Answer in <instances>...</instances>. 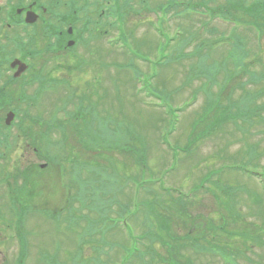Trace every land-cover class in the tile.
Here are the masks:
<instances>
[{
    "label": "rangeland",
    "instance_id": "rangeland-1",
    "mask_svg": "<svg viewBox=\"0 0 264 264\" xmlns=\"http://www.w3.org/2000/svg\"><path fill=\"white\" fill-rule=\"evenodd\" d=\"M145 1L150 2L148 5L149 10L144 9V11L147 12L142 13L143 18H135L137 15L134 13L132 15L129 10H126V8L123 9V13H125V34L129 39V45L133 48V50H138L144 46V51L147 54H151L154 51L156 44L159 42H161V44H165L166 40L164 37L161 36L156 30H153L152 27V25L156 24L158 21L160 24L162 22V31L164 35H167L168 33L169 36H167V38L169 37V41L167 42L168 47L166 55L164 56L159 51L157 57L158 63L168 65L164 66L163 68L161 67L162 69L160 68L159 70L151 67V71L149 73V65H147L145 62L141 63L138 60L136 61V54L130 52L125 54L116 47L111 48L106 46L103 41L104 39L98 36L96 40L89 42L92 51L83 49V51L79 52L82 54L81 59H79L80 69L85 70L87 67L88 69L86 72H88L89 75L75 77L72 84L78 90L77 99H84L83 108L89 107V105L96 102L97 110L95 111L98 112L97 114L102 113V117L106 120L107 124L109 122V124H113L115 126L122 122H126L125 120L119 118L118 113H120L122 116H127L129 119V126L133 134L137 137H142L144 135L145 141L147 140V173L152 174L153 172V175L158 177V173L161 170L169 169V167L171 168L175 166L176 171L174 167L173 170L169 171L168 173L161 172L160 179L163 181V186L170 189L168 193H174V189L187 193L191 187L197 185L198 183L200 184L201 179L203 177L205 178V175H207L206 173L209 170H213L221 166V161H212L208 167L203 166L206 165L207 161H209L208 155L213 157V155L216 153L215 151H218V149L226 147V155H231V157L238 155L240 158L241 154L245 156L248 154L249 145H256L258 147L256 152L258 151L262 153L264 150V123L262 122L256 123L253 127L242 125L240 124L241 122H238L241 128L246 127L247 129V135L245 138H242L243 135L241 132L236 133L235 129L233 128L234 126L229 124H226L223 127L226 134L225 138L222 136L223 139L220 138V135L214 136L209 135V133L207 134L209 131L208 127H203V125L199 126L198 124L195 127L192 126L193 123L195 124V121H198L204 107L203 105L205 102V96L201 90L205 88V83L208 86L210 85L208 90L211 93H209V95L205 90L207 95L206 103L209 106L214 103L211 94L213 95L217 93L219 91V86L223 87L222 91H220L221 104L226 103V100L238 101L240 96L246 91L260 90L263 87L261 83L256 85L247 84V79L249 72L254 71L258 73L262 71L260 69L259 57L255 55V53H257L255 45L257 40L261 46L264 57V32H262V34H257L249 27L246 29L243 27L236 28L237 25L234 26L231 23H225L214 18L212 12L206 10L204 13H201V10L199 9L201 7L197 8L194 5L186 7L184 11V6L190 2L188 0H175L178 3H181V5L179 4L180 8L171 9L165 15L162 14V10L160 11L162 8H158V12L154 13L151 17V11H155L156 8L163 5L166 0ZM198 1L200 0H192V2ZM249 1L250 0H246L247 6L251 5ZM100 2L101 0H94V4L97 8ZM218 2L224 4V1L222 0H218ZM216 7L214 6V2H210L205 5V8L207 9H215ZM183 11L185 13H183ZM108 21L110 22V19ZM106 24L107 21L105 20L104 28L106 27ZM233 28H236L235 31L232 30ZM215 30L222 33L221 40L223 38L225 39L224 42H221L220 40L222 45L218 48H215L218 43L214 46L219 36L215 34ZM179 32L180 34H178ZM113 34L114 31L109 29L108 36ZM188 34H195V36H193L188 45H182V43H185L182 40L186 38V35ZM231 36H235L242 40V45L240 46L241 50L235 46L237 48L235 50V55H237L239 58L243 54L245 55L244 59L240 64H237L235 59H232L233 55L231 53L226 54L225 60L229 61L230 63L221 61V64L224 68L216 69V74L214 75V80L217 85L211 84V82H209L205 76H198V73L196 69L193 68V66L199 62L201 55L204 53L214 58L217 57V59L220 58V52L226 53V51L231 48V45L229 44V37ZM232 41L234 42L235 40L233 39ZM30 46L35 47V44ZM81 47L82 45L80 44L78 48ZM4 51H7V49ZM177 51L182 54V57H179V55L176 54L178 53ZM90 53L92 54L91 57ZM157 57L151 58L153 59L151 61H155ZM89 58L90 60L94 61L93 64H90L92 69H89L88 67ZM34 59V67L39 68L41 63V55H36V58ZM217 59L215 61L218 63L219 61ZM99 60L107 61V65L110 70L109 73L101 69L103 65H99ZM114 62H116V64L112 66V63ZM208 63L209 65L212 64L210 59L205 57L200 64L205 66ZM135 64L138 69L140 68L138 71H140L142 74H147L148 72V75H141L138 81L134 77L135 72L138 71L134 68H131V66H135ZM51 65L52 62L50 63V66ZM243 66L246 70V73L242 72ZM209 68L215 70L216 67L213 65L206 67L205 70L209 71ZM230 69L232 70V74H234L235 79L234 82L232 80L231 82L226 83L224 77L231 73ZM196 75L197 77L192 80V78ZM53 76L57 80L61 79L62 77H58L57 75ZM151 77H154V79L150 80ZM190 81L191 83L188 87V82ZM96 82L97 86H100V89H98V91H94L93 88V92H91L89 85ZM185 84H187V86H183ZM163 86H165L166 89H164L165 87ZM138 87L141 89V91L138 93L139 95L136 93V89H139ZM179 87L180 89L178 94L174 90L176 88L178 89ZM230 87H233L234 90H231ZM143 89H145L146 92L152 93L158 98V105L163 106L167 111H169V108L172 107L173 111L176 112V116L174 115L175 118L172 120L174 123L171 124L170 127L171 130L168 129L170 133L167 130L168 124L165 122V119H167L165 116L168 117L166 111L154 109V105L157 104V102H151L149 98L152 97L149 93L144 92ZM158 90L162 92H158ZM194 91L197 92V99L196 93ZM103 92H106L104 96ZM74 99L76 98L74 97ZM147 99L148 101H146ZM193 102L195 103L193 104ZM70 105L71 107H69ZM75 105L78 106L77 102L75 100L71 101L67 91L59 88V90H56L54 95L49 93H46L45 95V93H41V105H34L32 108L29 107L32 109L31 114H35V117H38L37 111L40 109L42 121H51L55 123H51L53 127L51 134L43 140L41 139V142L39 143L41 151H44L41 152L42 155L38 154L39 159L33 157L32 149L30 148V150L25 153L28 161L22 163L20 166L21 169L25 171L27 170L30 173V175L27 177L29 181L28 184L30 194L28 193L29 196L28 194L24 195L23 200L26 201L28 198L30 204H32L33 201L41 210V214L31 216V218L41 220L40 222L35 221V219H31V223H29V225H25L26 228L32 232V234H34L33 238L35 239V241L32 240V238L30 239L32 247L31 250L33 251L31 252V258L28 264H36L37 259L35 250L39 247H41V264H72L70 259L71 255L75 253L77 249L76 243L80 244L78 243L80 237L79 234H81L82 228L87 225V221H80V224L76 226L77 230L70 225V219H64L63 222V217L70 215L71 211L70 208H68L67 203L64 201L65 190L61 181L63 179L65 186L69 187L72 185L70 183L72 171L70 166L78 164V159L80 160V163L86 162L88 164L93 163L94 165L91 173H87L88 177L84 182L85 185H90L88 188L93 186L95 181L94 179L98 175L94 169L95 167L100 171L101 167L107 165L109 167L108 174L112 175L114 164H117L120 170L123 168L122 165H127L128 167L126 168L125 172L127 175H129V177L137 176L138 180V177H140L136 173H138L139 169L141 168L138 167L137 163L130 155L115 152L112 154V157L116 161L114 163L113 160L114 164L109 165L105 163V160L104 162L99 161L96 157V154H90L84 149V143H80V141L84 139L78 138L81 135H84L83 125L80 124L79 121L75 122L74 119L68 118L70 114L74 113L76 107ZM190 105L191 107H188ZM180 108L181 111H178ZM58 109L62 110V112L59 111L58 113ZM6 111L7 109L4 110V113H6ZM209 112L210 110H207V113ZM108 117H110L111 121L108 120ZM85 119H87V121H91V119L87 118V116ZM85 119H81V122H84ZM210 121L211 118L208 119L204 125L207 126L211 123ZM94 122L95 121L93 120V122L90 124V127L88 128L89 141H91L95 135V130L93 127ZM164 125L166 126V129H163L162 131L165 133L167 131V133H169L167 136V141L170 144L169 146L173 148L172 152L160 141L159 130L160 127ZM105 131L110 133V131L107 129H105ZM188 138H191L192 141H194L196 138L199 139L195 141L194 145L191 146V149L189 150L191 151L190 153H186V142ZM201 139L204 140L203 143H201ZM122 140L125 145H128V147L135 144H133L129 135L122 136ZM9 141L13 145L12 148L15 149L14 151L9 150L11 154L9 157L10 160V158H16L20 155L23 146L21 142L15 144L12 139ZM47 142L50 143L46 144ZM246 143H248L247 146ZM137 147H141L139 143H137ZM177 148H180V150L177 151ZM73 149L75 154L77 153L80 155L79 157H75L78 158L76 161H74V157H72L70 154V151ZM53 158L61 161L60 163L62 164V167H65V170L61 172V175L59 166L52 163L54 160ZM33 163L40 165L46 164L47 167L40 172L38 171V167ZM196 163H198V167L194 168ZM258 164H260V167L264 166L263 156L260 157ZM130 169H134L135 171L131 173ZM75 171L76 174L80 173L79 168H76ZM236 173H231L230 178L224 179L223 182L226 181L230 184H235L242 187H245L244 184H248L249 187L253 188L258 201H250L247 197V194L243 192V197H241L242 199L238 204V208L240 209V212L244 214V220L248 226L252 227L253 225L257 224H263L264 226V196L261 195L262 190L259 186V182L263 179V177H257V179L253 178L250 180L247 175ZM82 176H84V174H82ZM211 180L216 181V179ZM204 183L205 182H203L201 185L206 186ZM14 184L19 186L20 182L18 181V183L9 184V188L11 189L12 193L16 188V185ZM124 186L125 189H122L120 192L118 191L119 195L116 200L122 204H128L127 199L132 196L133 182L129 181V183L125 184ZM220 193L225 194V190H220ZM75 194L78 196L81 195V185L79 183L75 187ZM163 194L164 193H159L161 199L164 198ZM199 195L201 196L202 202L194 205L191 203L187 207V210L192 213V217H196L198 214L201 215L200 212H202L201 210L204 204L214 205L216 207L221 204L219 199L217 200L215 198L218 197L216 194L212 196L201 190ZM107 196V199H110L109 195ZM141 196L142 190H139L137 199L140 200ZM165 196L167 197V200H169V197H173L172 194H169V196L166 194ZM85 199V204L88 205L90 199ZM225 199L228 202L232 201V204L239 201V198H236L237 200H235V195L225 197ZM155 203L159 206V203ZM86 205L80 206L79 203H71L70 207L76 211L74 213L75 218L78 219L80 216L81 218L84 216L88 217L90 211ZM0 206L4 209L6 208L3 199L0 200ZM129 207L132 208L131 206ZM109 210L110 217L112 218L117 217L118 214L119 216H122L123 210L117 202H113L112 207L109 206ZM48 211L50 212L48 215L62 213L61 218L58 220H47L46 213ZM140 212L144 214V208L143 211L140 210ZM95 217L96 215L92 214L90 219ZM98 217L99 215L97 218ZM139 218L140 213H137L138 222L134 221L133 219L128 220L133 235L139 238L136 246L140 250L138 253L131 254V260L128 261L127 264H159L160 260L158 256L154 254L150 255L146 252V247L149 246V243L147 239H142V234L145 232V230L140 226ZM182 219L183 217L180 215V210L178 207H175L169 225L171 230H173L175 233L179 232L180 235L184 237L188 232V229L182 227ZM67 221L69 222L67 223ZM117 227L119 228L120 226ZM118 228L109 229L107 232H97L96 235L90 238V240L92 239L93 241L98 242V245H101L99 241L101 237H104V240L109 244L107 245L109 247H102L103 245L100 246V248L106 252L105 254L97 253V258H100V263L107 261L106 264H122L120 260H122V258L126 255L125 251L122 250V247L127 246V241L124 242L127 240V237L125 236L123 230L121 228L118 230ZM84 239L85 241L89 240L87 236H85ZM87 243H89V241L83 245L85 256L89 257L90 254H92L93 257H89L88 259L86 258V260L83 258H78L77 260H85L82 262V264L96 263V261L93 260L95 257L94 252H92L90 249L92 245H87ZM110 243L115 245L110 246ZM185 244H187V242ZM0 249L1 253L8 256V262L11 264L10 259L12 255L17 253V246L13 244L5 246L0 240ZM184 251L188 258L194 261L193 264H222V261L219 258L210 256L195 257L193 251L188 247H186ZM156 252L163 254L164 252L166 253V250L164 247L162 249L160 246H156ZM245 255L247 260L245 261V259H243V261L246 264H264V234L263 241H255L254 246L249 249Z\"/></svg>",
    "mask_w": 264,
    "mask_h": 264
},
{
    "label": "trees",
    "instance_id": "trees-1",
    "mask_svg": "<svg viewBox=\"0 0 264 264\" xmlns=\"http://www.w3.org/2000/svg\"><path fill=\"white\" fill-rule=\"evenodd\" d=\"M250 13H255L257 16H263V13L259 9H254L252 11H249ZM237 14H245V9L240 6V8L236 11ZM233 11L230 10H223L222 11V17L224 19H229V17H233ZM255 16V15H254ZM261 20V18H260ZM264 22V21H263ZM260 22V23H263ZM259 81V78L257 75L249 74V78L247 80L248 83L257 84ZM257 94V95H256ZM251 95L252 99V107H249L248 105V99L249 96H244L243 99L239 100L236 105H234L235 112L232 113V116L236 117L237 119L244 120L247 117H256L254 118V121L258 119V112L261 111L264 108V105H261L260 103H257V100L259 99V94L256 93ZM232 108V107H231ZM230 106L224 107L222 109V113L219 114V119L223 118V120H226L227 117L230 116ZM232 118V117H231ZM123 145L116 144L117 149H121ZM258 147L254 145L251 152H255ZM248 154H250V149L248 150ZM214 174L210 173L207 176H205L208 181H211L212 176ZM212 191L215 193V187L214 183L210 185ZM221 190H225L227 194H234L235 193V186H233L230 183H227L223 185ZM158 192H152L148 197L145 198V196L142 198V202H140L141 210L143 211L144 208V214L142 212L140 213V226L145 230L143 233V237L147 238L149 246L146 247L148 254H157L159 259H163L166 261H173L175 263H181L182 260L184 261H190L192 259L188 258L185 251L182 249L185 248L186 242L190 246H192L195 250L193 251L194 254H198L200 251L197 249L201 247V244L203 245V229L207 226V223L204 222L203 218L200 216L192 217V213L187 210V207L193 203L198 204L200 203V199L196 196L184 200L181 197H176L174 194L173 197L178 198L177 202L178 205H175L172 201V198L169 197L167 200V197L164 195V198H160ZM157 194V195H156ZM169 196V194H168ZM226 195L222 193V198L219 200L221 204L218 206L217 210L218 217H217V211L215 214H213L211 217L207 216L213 223L215 222V218L219 221V229L221 230L220 234V243L222 245V249L220 250L221 254H228L232 253L231 255L228 254L227 258H225L226 263L225 264H240L238 263V259L240 258V254L244 252V250L248 249L251 241H263V234H264V226L262 225H253L252 227L248 226L244 222L243 213L240 212V209L238 208V204L240 201H237L236 203L232 204V201H227L225 199ZM159 203V206L156 205V203ZM223 203V204H222ZM159 207V208H158ZM175 207H178L180 210V215L183 217L181 220L182 227L187 228L188 232L184 237L180 235L179 232L172 233L171 227L169 225L171 216L173 215V211ZM207 207V206H205ZM204 205L202 208V215L203 211L205 209ZM127 209V207H124ZM177 210V209H176ZM171 213V214H170ZM136 214V213H135ZM134 214V215H135ZM133 215V216H134ZM142 215V219H141ZM205 218V217H204ZM136 222H138V219L135 217L133 218ZM141 220V221H140ZM263 226V227H262ZM193 227V228H192ZM192 228V231H191ZM155 243H159L162 245L166 253L160 254L159 252H155ZM234 250V251H233ZM133 251H136V247ZM236 251V252H235ZM231 260V262H227Z\"/></svg>",
    "mask_w": 264,
    "mask_h": 264
},
{
    "label": "flooded vegetation",
    "instance_id": "flooded-vegetation-1",
    "mask_svg": "<svg viewBox=\"0 0 264 264\" xmlns=\"http://www.w3.org/2000/svg\"><path fill=\"white\" fill-rule=\"evenodd\" d=\"M78 2L81 0H0V46L13 41L20 43L33 34L34 39L40 41L41 50V39L48 34L55 49L54 56L50 60L41 59V69L38 70L41 75H32L34 69L29 67L18 79H13V74L18 70L17 67L0 68V85L7 82L10 75H12V80L7 83L9 88L13 87L15 83L22 87L26 82L35 81L36 77L49 79L53 75L59 77L77 74V70L73 68L72 52L66 46L70 41L84 43L90 38L81 30L84 28L85 21L79 19L75 10L78 7ZM28 14L35 16L36 20L27 23ZM51 62L52 65L50 66ZM25 75H29L31 80L19 83ZM15 100L20 101V97L17 96ZM13 101V98H8L6 103L13 104ZM4 103L0 102V105ZM14 121L15 119L8 127L15 129L19 135L33 136L35 130L41 128L39 122H27V124L24 122L17 125Z\"/></svg>",
    "mask_w": 264,
    "mask_h": 264
}]
</instances>
